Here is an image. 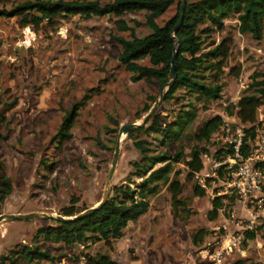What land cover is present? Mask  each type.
Returning <instances> with one entry per match:
<instances>
[{
  "label": "rangeland",
  "instance_id": "1",
  "mask_svg": "<svg viewBox=\"0 0 264 264\" xmlns=\"http://www.w3.org/2000/svg\"><path fill=\"white\" fill-rule=\"evenodd\" d=\"M20 1L0 0V9ZM110 1L98 0L100 4ZM175 3L156 19L158 24L173 15ZM119 18L133 28L135 36L149 31L141 24L143 11L125 12ZM114 19L112 15L88 19L70 15L55 18L53 24L42 22L33 30L20 26L16 16H0V175L11 186L0 199V214L36 212L55 216L61 215L62 208L73 205L83 211L100 200L119 126L139 122L146 113L145 106L150 108L161 91L154 79L129 80V73L117 59L120 46L111 38H128L129 32L117 29ZM133 19L140 25L134 26ZM200 37L201 52L225 42L227 51L220 70L213 67L201 72L206 83L220 85V97L197 99L179 88L167 100L161 99L155 109L162 121H171L178 110H192L195 117L182 136L166 146L159 145L154 134H140L146 142L139 146L148 148L149 154L173 155L181 147L186 157L195 146L209 152L218 149L219 139L211 141V136L198 142L191 134L203 120L220 112L235 117V103L239 97L253 93L250 82L258 78L255 74L264 73V30L262 37L254 40L239 33L235 16H230L223 20L220 30L200 33ZM139 62L147 64L146 58ZM71 109L70 137L53 138ZM258 120L264 123V103L256 110L254 122ZM120 136L110 187L125 183L132 170L130 162L139 159V147L124 134ZM172 167L179 172L180 182V203L174 211L169 193L161 187L149 197L146 213L123 228L120 238L70 246L36 235L39 227L53 224L52 218L1 220L0 255L7 256L9 249L25 244L46 249L54 258L31 263L12 259V263L3 264H210L215 231L209 228L219 225L221 215L207 219L211 200L204 192L193 193L192 177L186 178L182 162ZM130 180L136 183L140 178L130 175ZM231 206L242 218L234 200ZM263 222L264 218L253 238L244 239L222 264H264ZM198 229L205 233L201 242L193 244L191 234ZM99 256L107 262L96 261Z\"/></svg>",
  "mask_w": 264,
  "mask_h": 264
},
{
  "label": "trees",
  "instance_id": "2",
  "mask_svg": "<svg viewBox=\"0 0 264 264\" xmlns=\"http://www.w3.org/2000/svg\"><path fill=\"white\" fill-rule=\"evenodd\" d=\"M174 1L112 0L100 4L98 0H22L8 9L1 8L0 16H16L19 18L20 26H29L35 30L42 22L53 24L55 18L59 17L78 15L88 19L112 15L115 17L113 23L116 28L129 32L128 38L120 36H111V38L120 46L117 59L123 69L129 73L130 81L154 79L156 86L162 88L168 81L170 60L173 57L175 77L162 100H167L179 88L184 89L188 94H195L197 99L216 100L220 97V85L206 83L201 72L213 67L219 71L227 48L225 42L221 41L201 52L200 33L220 30L224 19L235 16L238 32L259 40L264 30V0H183L181 23L174 32H171L179 15L180 0H176L173 15L162 24H158L156 19ZM138 11H143L141 24L149 30L141 37L135 36L133 28L119 18L125 12ZM132 23L134 26L140 25V22L134 19ZM203 24L205 26L199 28ZM143 58H146L147 64L139 62ZM255 75L258 78H253L249 84L253 93L239 97L235 103L234 115L242 124H252L257 108L264 103V73ZM148 109L149 106H145L143 111ZM73 116L74 109L63 116L53 138L64 140L70 137L68 130L72 125ZM194 117L195 112L192 110H178L171 121L165 122L155 109L142 125L130 128L125 135L127 139L133 141L135 147H139V159L130 162L132 170L126 182L112 185L106 201L89 215L71 220L52 218L53 224L39 227L36 235L41 236L45 241L62 243L65 246L99 240L107 243L109 240L120 238L127 222L135 221L138 216L146 212L149 197L155 195L161 187H165L169 193L173 210L176 204L180 203L178 198L180 182L177 178L179 172L173 170L172 164L182 162L186 168V178H190L194 171L201 168L200 154L205 149L195 146L189 150L186 157L181 147L173 155L165 152L149 154L148 148H140L139 145L146 141L139 138V135L154 134L158 144L166 146L182 136ZM219 124L218 115L208 117L196 127L191 137L198 142L206 141L210 134L217 130ZM157 163L161 165L154 167ZM130 175L139 177L140 180L134 183L130 180ZM131 183L134 185L130 186ZM10 189L8 179L0 175V199L7 195ZM193 193L202 195L203 191L194 185ZM218 208V199H212L210 208L206 211L207 219L216 218ZM80 211L71 205L62 208L59 213L64 217H72ZM204 233L205 230L198 229L191 234L192 243L201 242ZM253 236L254 230L245 233V239H251ZM12 259H20L27 263L34 260H54L46 249L40 250L37 246L25 244H18L9 249L7 256L0 255V264L6 261L12 263ZM96 261L107 262L102 256Z\"/></svg>",
  "mask_w": 264,
  "mask_h": 264
},
{
  "label": "built area",
  "instance_id": "3",
  "mask_svg": "<svg viewBox=\"0 0 264 264\" xmlns=\"http://www.w3.org/2000/svg\"><path fill=\"white\" fill-rule=\"evenodd\" d=\"M220 124L208 138L220 146L200 154L202 166L192 173L194 185L212 200L218 199L219 225L212 229L215 242L209 253L210 264H222L226 255L238 249L245 233L253 231L264 218V123L249 125L220 112ZM234 200L242 218L231 206ZM209 243H206V246Z\"/></svg>",
  "mask_w": 264,
  "mask_h": 264
},
{
  "label": "water",
  "instance_id": "4",
  "mask_svg": "<svg viewBox=\"0 0 264 264\" xmlns=\"http://www.w3.org/2000/svg\"><path fill=\"white\" fill-rule=\"evenodd\" d=\"M182 12H183V0H180L179 15H178V18H177L175 25L171 29V32H174L178 28V26L180 25L181 19H182ZM171 38H173V35L171 36ZM174 77H175V75H174V58L172 57L170 60V67H169V72H168V81L162 86L161 91H160L159 96H158V99L153 102L151 107L146 111V113L142 116V118L140 119L139 122H137V123L136 122L124 123V124L119 126L118 131H117L118 138H117L115 145H114V148H113V154H112V158H111V162H110V168L108 170V173H107V176L105 179L104 188L102 190L101 198L95 205L84 209L83 211L79 212L78 214H76L72 217H64L62 215L52 216V215L46 214V213L29 212V213H23V214H0V221L1 220H21V219H26L28 217H37V216H40L43 218H54L55 220H71L73 218H81V217L87 216V215H89L90 212H92L93 210L97 209L100 205H102L106 201L107 196H108V192L110 189V177H111V174H112L115 162H116V158L118 155L120 135L121 134L126 135V133L128 132V130L130 128L135 127V126H140L144 123V121L149 117V115L155 110L157 104L163 98L166 90L172 85Z\"/></svg>",
  "mask_w": 264,
  "mask_h": 264
},
{
  "label": "crops",
  "instance_id": "5",
  "mask_svg": "<svg viewBox=\"0 0 264 264\" xmlns=\"http://www.w3.org/2000/svg\"><path fill=\"white\" fill-rule=\"evenodd\" d=\"M148 208H149V206H148ZM145 213H146V212H144V213L141 214L140 216L144 215ZM140 216H138V217H140ZM138 217H137V218H138ZM137 218H136L135 221H129V222H127L126 226H127L128 224L132 223V222H136V221H137ZM216 218H218V215L216 216ZM214 219H215V218H214ZM126 226H125V227H126ZM125 227H124V228H125ZM211 229H213V227L209 228V231H212Z\"/></svg>",
  "mask_w": 264,
  "mask_h": 264
},
{
  "label": "bare ground",
  "instance_id": "6",
  "mask_svg": "<svg viewBox=\"0 0 264 264\" xmlns=\"http://www.w3.org/2000/svg\"><path fill=\"white\" fill-rule=\"evenodd\" d=\"M121 137V136H120Z\"/></svg>",
  "mask_w": 264,
  "mask_h": 264
}]
</instances>
